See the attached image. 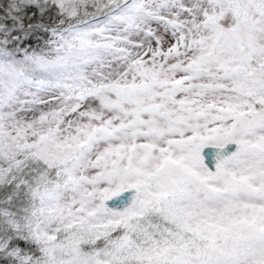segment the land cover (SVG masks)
Returning <instances> with one entry per match:
<instances>
[{
	"label": "snow or ice",
	"instance_id": "6c2138e0",
	"mask_svg": "<svg viewBox=\"0 0 264 264\" xmlns=\"http://www.w3.org/2000/svg\"><path fill=\"white\" fill-rule=\"evenodd\" d=\"M0 264H264V0H0Z\"/></svg>",
	"mask_w": 264,
	"mask_h": 264
}]
</instances>
